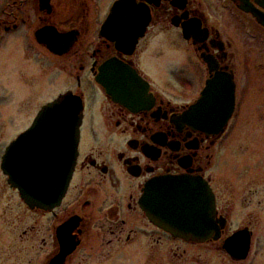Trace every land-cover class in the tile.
<instances>
[{
  "label": "flooded vegetation",
  "instance_id": "obj_1",
  "mask_svg": "<svg viewBox=\"0 0 264 264\" xmlns=\"http://www.w3.org/2000/svg\"><path fill=\"white\" fill-rule=\"evenodd\" d=\"M118 1L0 0V50L13 44L22 62H39L33 72L0 65V82L14 72L28 92L18 99L8 83L11 103L29 106L0 114V144L8 140L0 147V264H264V26L243 9L264 15V0H126L125 14L137 16L116 23L145 27L134 50L101 35ZM168 49L200 70L196 86L186 66L155 74ZM113 60L148 84L142 107L117 103L97 83ZM244 68L253 72L248 80ZM51 79L69 88L33 115ZM85 79L93 106L78 92ZM1 85L0 108L13 105ZM70 91L84 102L73 175L60 204L33 207L4 175L3 160L12 149L14 166L31 162L41 140L18 141L46 104ZM163 178L211 188V238L180 236L148 215L146 187ZM234 217L245 223L234 227Z\"/></svg>",
  "mask_w": 264,
  "mask_h": 264
},
{
  "label": "water",
  "instance_id": "obj_2",
  "mask_svg": "<svg viewBox=\"0 0 264 264\" xmlns=\"http://www.w3.org/2000/svg\"><path fill=\"white\" fill-rule=\"evenodd\" d=\"M124 3H116L111 21L103 27L102 35L108 36L111 31L112 40L119 49L127 46L133 49L143 33L137 25L116 23L122 17L135 18L137 15L135 11L125 14ZM244 10L252 12L264 25L261 12L251 7ZM97 81L116 102L128 107L145 104L147 84L135 71L118 61L106 64ZM83 110L81 97L73 93L61 96L43 108L32 129L18 141L41 140L38 150L31 152V162L26 158L20 166H14L11 162L12 149L5 155L2 164L5 175L10 177V183L19 189L22 198L31 206H57L65 196L78 155ZM209 123L219 124L222 128L227 121L209 120ZM143 207L149 216L162 221L180 236L209 239L214 235L211 228L215 226V200L205 182L188 178L154 180L146 187ZM199 227H206L207 230L199 232Z\"/></svg>",
  "mask_w": 264,
  "mask_h": 264
},
{
  "label": "rangeland",
  "instance_id": "obj_3",
  "mask_svg": "<svg viewBox=\"0 0 264 264\" xmlns=\"http://www.w3.org/2000/svg\"><path fill=\"white\" fill-rule=\"evenodd\" d=\"M175 44L177 46V44H179L178 41H176ZM175 44L173 45L172 48H175ZM257 50L258 49L256 48L255 51H257ZM26 52H27V50L25 49V51L23 52V56H24V54L28 53V52L27 53ZM21 56H22L21 48L17 49V47H15L13 44L7 45L5 48L0 50V65L2 67L4 66L3 68L5 69V71H7V69L10 70L12 68L21 66L27 72H31V71L33 72V70L35 68L34 64L39 65V62L38 61L35 62V59H31V61H29V62L26 61L25 63L22 62L20 60ZM166 62H169V64L167 65ZM47 66H48V68H49V66H51V63L49 61L47 63ZM167 66L175 68L176 70L177 69H183V67L186 66L185 67L186 72L188 75H190L189 80L191 81L192 85H194V86H196L198 84L199 79L201 78L200 70L198 68H196L195 66H194V68L190 67L191 65L187 64L186 59L181 57L180 53L174 49H168L167 51L165 50L164 58L162 60H160V62L157 63L156 65H153V70H154L155 74L158 75L159 71L162 70L164 67H167ZM243 71L247 72V74L245 75V80H248L253 72L248 71L247 68H244ZM9 74L10 75L8 77L9 78L8 82H6V80H4V83H2V80L0 82L1 84H5V85H1V87L3 89L2 91L4 92L5 96L8 97V100L6 103H9V100L11 99V97L9 96V91L11 92L12 88H10L9 84L11 86H13L14 88L18 89V92L16 93L18 99L22 98L23 96L26 95V93H28L25 88L20 87L18 85V82L15 78L14 72H11ZM258 76L259 75H254L252 77V79H254L255 77L258 78ZM261 76H263V75H261ZM180 80H182V78ZM42 85H43V89L46 90L44 93L47 92V95L41 101L32 102V103H35V104H32V106H31L32 107V114H33V112L35 114V112L43 104H45L48 101L53 100L56 97V95H58V94L60 95L61 92H64L69 88L68 87L69 84H67L65 81L62 83H56L55 79H51V81L47 80V82L46 83L43 82ZM71 86L72 85H70V87ZM73 86H74V88H76V85H73ZM77 90H78V88H76V91ZM78 92H80V94L84 95V97L87 100L88 105L93 106L92 103H95L96 96L94 94V91L92 92L91 86L87 83L86 79L84 80V84H83L82 89H80V91L78 90ZM11 102L12 101L10 100V104H13V105H7L6 104L5 106H2L0 108V114H3V115H5V117L10 118L13 115H19V114H15L14 110H23L25 106H26V108L29 107V106L23 105V104L18 105V107H17V104H18L17 100L16 101L14 100L13 103H11ZM20 103H22V102H20ZM15 106H16V108H15ZM7 115H9V116H7ZM2 118L4 119V117H2ZM7 141H6V139H4L3 143L0 144V147L4 146L7 143ZM244 223H245V219L243 217H241V218L240 217H234V221H233L234 227L241 226Z\"/></svg>",
  "mask_w": 264,
  "mask_h": 264
}]
</instances>
